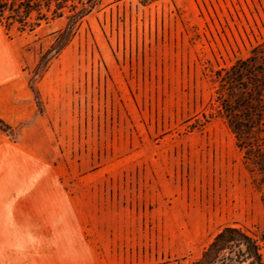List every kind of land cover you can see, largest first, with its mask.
Listing matches in <instances>:
<instances>
[{"label":"rangeland","instance_id":"obj_1","mask_svg":"<svg viewBox=\"0 0 264 264\" xmlns=\"http://www.w3.org/2000/svg\"><path fill=\"white\" fill-rule=\"evenodd\" d=\"M64 27L8 35L45 128L28 172L45 182L2 207L0 264H190L227 226L262 235L212 103L216 71L264 42V0H104L55 53ZM19 130L0 122V142Z\"/></svg>","mask_w":264,"mask_h":264},{"label":"trees","instance_id":"obj_2","mask_svg":"<svg viewBox=\"0 0 264 264\" xmlns=\"http://www.w3.org/2000/svg\"><path fill=\"white\" fill-rule=\"evenodd\" d=\"M103 1L0 0V23L9 35L12 30L33 33L45 24L65 20V27L57 33L52 46V51L60 53ZM137 1L149 6L162 0ZM214 80L212 108L233 133L243 165L264 206V42L254 47L249 57L216 71ZM263 243L264 232L256 236L244 228L227 226L201 258L190 264H264Z\"/></svg>","mask_w":264,"mask_h":264},{"label":"crops","instance_id":"obj_3","mask_svg":"<svg viewBox=\"0 0 264 264\" xmlns=\"http://www.w3.org/2000/svg\"><path fill=\"white\" fill-rule=\"evenodd\" d=\"M38 119L22 47L0 23V120L20 126L17 142H0V212L4 213L2 207L10 205L11 198L45 182L44 174L28 172L30 164L44 162L38 152L42 145L36 139L45 128L38 125Z\"/></svg>","mask_w":264,"mask_h":264}]
</instances>
